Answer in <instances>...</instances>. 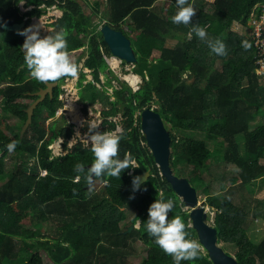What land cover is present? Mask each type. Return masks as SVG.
I'll use <instances>...</instances> for the list:
<instances>
[{
  "label": "trees",
  "instance_id": "1",
  "mask_svg": "<svg viewBox=\"0 0 264 264\" xmlns=\"http://www.w3.org/2000/svg\"><path fill=\"white\" fill-rule=\"evenodd\" d=\"M21 3L27 9L24 12ZM188 3L196 15L184 25L170 19L178 10L176 0H106L108 18L86 0H0V24L25 22L17 32L0 28V116H13L20 123L0 120V264H46L44 257L47 264H130L144 249L148 254L141 264H173L172 257L155 244L144 227L147 209L161 193L174 202L169 218L180 216L186 238L198 239L185 205L159 175L141 133L139 114L153 104L164 123L181 135L169 132V161L176 176L184 175V164L192 165L184 177L198 183L202 172L210 170L207 164L216 152H222L226 171L228 165L237 167L239 172L231 176L226 189L224 182L220 193L207 198L215 212L213 225L218 242L237 249L234 257L238 264H264V238L256 244L247 234L254 222L264 223V198L245 211L226 194L234 185L252 194L256 181L264 179V78L254 71L257 47L243 34L250 21L261 17L264 0ZM55 8L62 15L42 37L62 31L68 54H80L75 64L85 59L84 68L90 71L92 82L87 87L89 97L80 94L83 109L87 112L88 107L100 106L101 132H114L119 124L122 139L118 155L121 159L129 154L132 157L130 168L120 177H95L91 187L84 174L75 170L77 163L86 169L91 165V146L78 142L68 148L73 124L62 126L54 121L48 125L60 108V85L73 77L56 81L52 98L48 95L37 105L31 124L21 134L29 107L24 100L34 102L38 98L34 94L46 85L30 76L21 48L25 37L18 33ZM94 17L130 40L137 58L133 73L142 78L136 92L110 71L106 57L112 55L98 25L92 29ZM193 25L204 28V39L195 34ZM171 40L176 41L175 46L167 45ZM216 40L224 43L225 55H216L209 48V42ZM244 41L250 47L245 48ZM103 74H111L113 80L104 83ZM78 76L82 87L86 74L80 71ZM113 81L118 87L110 95L106 90ZM194 134L205 136V140L193 138ZM57 139L62 140L64 155H53L49 149ZM208 140L217 145L215 150ZM13 141L17 147L8 152L6 145ZM147 171L150 177L143 190L128 203L132 178ZM240 200H244L242 194ZM137 219L140 227L128 232ZM180 264L213 263L199 249L195 259Z\"/></svg>",
  "mask_w": 264,
  "mask_h": 264
},
{
  "label": "clouds",
  "instance_id": "2",
  "mask_svg": "<svg viewBox=\"0 0 264 264\" xmlns=\"http://www.w3.org/2000/svg\"><path fill=\"white\" fill-rule=\"evenodd\" d=\"M176 5L178 10L176 14L170 18L172 23H182L184 25L190 24L192 22V18L196 15V11L193 6L188 3V0H176ZM193 31L201 39H204L207 35L204 28L197 25H193ZM18 34L25 37L21 48L24 50V61L27 69L29 70V74L34 80L53 83V81L56 82L61 77L77 76L78 66L70 59L69 54L66 51L67 41L62 31L57 32L55 35L41 37L38 30L26 28ZM242 43L245 48L250 47L248 42L244 41ZM208 46L216 55L226 54L225 45L219 40L214 42L210 41ZM149 108H153V105ZM119 119H121V116L116 118V121L115 119L113 121L117 122ZM99 130H104L102 125L101 129L96 128L95 130V125L88 129V132L90 133L88 136L91 145L90 150L94 157L91 166H88L89 168L86 169L83 163H77L75 165V170L78 173H83L86 182L89 184L93 182V177L98 178L102 175L120 177L123 170L129 169L132 163V157L130 154L124 159H121L118 155L119 144L122 139V136L119 134L122 132V128L117 134L114 133L117 130L114 132H101ZM16 147V141L6 145L8 152H13ZM72 147L73 146H70L68 148ZM50 150L52 151V149ZM62 151H64L63 148L58 155H64ZM146 178L147 174H145V176H134L132 178L131 185L133 193L143 190L142 183ZM76 179L78 181L80 176H77ZM130 198H134V195ZM173 208L174 202L171 199L165 200L163 194L161 193L159 197L149 205L147 209L148 219L144 222V227L148 234L154 238L155 244L159 246L164 253L172 257L173 264H180L182 260L195 259L198 256V251L201 246L197 241L186 238L185 224L180 216L169 218V213ZM206 210L208 213L209 223V215L211 216V213L208 209ZM184 211L190 213V210L186 206L184 207ZM212 222L214 223V218ZM140 225L141 221L137 219L136 227H140Z\"/></svg>",
  "mask_w": 264,
  "mask_h": 264
},
{
  "label": "rangeland",
  "instance_id": "3",
  "mask_svg": "<svg viewBox=\"0 0 264 264\" xmlns=\"http://www.w3.org/2000/svg\"><path fill=\"white\" fill-rule=\"evenodd\" d=\"M88 2V4L92 7L97 5L99 8V11L102 13L103 12V17L104 18H108L107 17V13L106 12V0H86ZM23 3H21L19 5L21 12L26 11L27 9L23 8ZM98 11V12H99ZM62 12L60 10H58L57 8L50 10L49 12H47V14L43 15L41 18H34L29 26V28H33L34 30H38L40 36L42 37V35L46 34L48 31H50L51 29L49 28V25L54 22L57 18V16H61ZM104 21H101L100 18H93L92 19V29L94 27H96V25H98L97 30H99L101 28V26L104 24ZM35 25V26H33ZM251 22H249V26L245 27L243 29V34L247 35V34H251ZM260 25L256 26V28H258ZM176 41L175 40H171L168 41L167 45L168 46H175ZM78 53H73L70 54L69 57L70 59L75 63L76 59L78 58ZM107 63H108V67L110 69V71H112L114 73V75L116 77H118L121 81H125V83H127L134 92H136L141 84H142V78L136 74L133 73V65L132 64H128L125 62H122L120 59L114 57V56H107ZM111 59H115L118 62V65L116 67H111L109 61ZM84 62L85 59L83 58L81 60V62L78 63V73L76 77L73 78H67L61 85V94L59 96V100L61 101L60 104V108L58 109L56 116L52 119L48 121V125H51L52 122L54 121H58V124L65 126L67 123L68 124H73L74 128V134L73 137L69 140L68 142V147L70 146H74L76 143L78 142H82L85 145L91 146L88 136L90 135V133L88 132V129L90 127H92L93 125H95V130L96 128L101 129V125H102V118H101V109L100 106L98 104H95L92 108L88 107L87 112L84 111L83 109V104L80 102V94H83L85 96H88L91 94L90 93V89L87 88L88 87V83L92 82V76L90 74V71L87 70L86 68H84ZM80 71H83L86 74V80L83 82V86L79 87L78 83H79V73ZM108 72V71H107ZM128 75H136L137 77H139V83L136 87H132L124 78L125 76ZM101 79L104 83H106L107 80H113L112 75L111 74H103L101 76ZM112 85L109 86V88H107V93L112 95L113 94V90L114 88L117 86L118 87V83L116 81H113L111 83ZM106 87V86H105ZM104 87V88H105ZM114 99V98H112ZM33 102V100L31 99H25L24 103L28 104L29 106L31 105V103ZM75 107L77 109L78 112V117L76 118V114L72 113V107ZM153 108L154 109H158V106L153 104ZM0 120L7 122V123H16V124H20L19 120L14 118L13 116H0ZM116 121V119H115ZM259 122H262V120H258ZM118 122V121H117ZM167 130L169 132H171L172 134L176 135V136H181L178 132H176L175 130H171V126L168 123H164ZM119 125V124H118ZM121 131V127L119 125V127L117 128V131L114 132L115 134L119 133ZM189 135V134H188ZM193 138L199 139V140H205V136H202L200 134H194L192 136ZM241 135L237 137V140H241ZM214 141L208 140L207 143L210 144V146L212 147L213 150L216 149L217 145L216 144H212ZM220 149L224 150L223 147L219 146ZM63 146H62V140L61 139H57L56 141H54L50 146L49 149H52V152L54 155H58L59 152L62 150ZM241 148V154H244V147H240ZM64 150V148H63ZM63 154H65L66 152L62 151ZM221 153H215L214 157L208 162V167H211L209 171H204L202 172V174L200 175L199 179H198V183L192 184V181H190L191 186L194 185L196 186V191H197V196L199 199V203L201 205H203L206 209H208V211L211 213V216L209 215V223L210 225H213V218L215 216V212L213 211V209H211L208 206L207 203V198L209 196H213L216 195L218 193H220V186H223V183L226 182V184L224 185L223 189H226L227 187V183L228 180L231 178L232 175H236L239 170L237 169V167L235 165H228L226 166L227 171L225 170V167L222 166V161H221ZM221 162V163H220ZM262 164H264V160H262ZM184 167L182 168V172H184V175L179 174V176L184 177L187 175V173L193 169L192 165H183ZM185 178V177H184ZM187 179V178H186ZM193 187V186H192ZM228 192L226 193L228 195L227 198H230L235 204L241 206L245 211L248 209H251V207H253L255 205V202L259 199H263L264 198V179H258L256 181V188L253 191L252 194H250V192L248 190L243 191V188L241 186H229L228 187ZM224 193V194H225ZM242 194V196H244V200H240V195ZM132 217V216H131ZM248 237L251 241H253L256 244H259L262 239L264 238V223L261 221H256L253 223V225L250 227V229L247 231ZM194 241H198V239L194 240ZM139 247L141 248V244ZM201 246V245H200ZM221 246L223 248V250L230 254L231 256H235V254L237 253V249L228 246L227 244L221 243ZM200 250L203 253H206L203 249V247H200ZM142 253H144L143 255H139L136 257L131 258L130 264H141L142 261L144 259H146V256L148 254L147 250L144 249L142 251ZM45 259V263H48V259L47 257H44Z\"/></svg>",
  "mask_w": 264,
  "mask_h": 264
},
{
  "label": "water",
  "instance_id": "4",
  "mask_svg": "<svg viewBox=\"0 0 264 264\" xmlns=\"http://www.w3.org/2000/svg\"><path fill=\"white\" fill-rule=\"evenodd\" d=\"M24 26L25 22L13 25L0 24V28L16 32L23 29ZM100 31L112 56L128 64L134 65L136 63L137 58L131 47V42L121 31L115 30L106 24L100 28ZM45 85V89L34 94L38 98L26 110L27 120L21 130L22 135L31 124L34 109L48 95L52 98L53 89L57 87L58 82H45ZM140 125L141 133L145 137L146 145L160 171V176L171 186L175 195L190 210L189 221L191 222V227L196 231L199 243L209 256L210 261L213 264H238L235 257L227 254L223 250L221 243L218 242L217 230L214 226L209 225L207 210L199 204L195 188L191 186L186 178L177 177L170 167L171 137L160 115L153 108H146L140 114ZM145 174H147V178L143 181L142 185L149 179L150 172L147 171L138 175L145 176ZM94 180L95 177H93V182L89 184V187L92 186ZM137 192L131 193L127 200L128 203L133 201L134 198L130 197L133 195L135 197ZM135 227L130 226L128 232H131Z\"/></svg>",
  "mask_w": 264,
  "mask_h": 264
},
{
  "label": "built area",
  "instance_id": "5",
  "mask_svg": "<svg viewBox=\"0 0 264 264\" xmlns=\"http://www.w3.org/2000/svg\"><path fill=\"white\" fill-rule=\"evenodd\" d=\"M251 34L248 36L252 39L257 47L256 55L254 56L255 73L264 78V6L259 20H252ZM260 25L258 28L256 26Z\"/></svg>",
  "mask_w": 264,
  "mask_h": 264
},
{
  "label": "bare ground",
  "instance_id": "6",
  "mask_svg": "<svg viewBox=\"0 0 264 264\" xmlns=\"http://www.w3.org/2000/svg\"><path fill=\"white\" fill-rule=\"evenodd\" d=\"M110 63V66L111 67H116L118 65V62L115 60V59H111L109 61ZM132 87H136L139 83V77H137L136 75H128V76H125L124 78ZM72 107V113H75L77 116L76 118L78 117V112H77V109L73 106Z\"/></svg>",
  "mask_w": 264,
  "mask_h": 264
},
{
  "label": "crops",
  "instance_id": "7",
  "mask_svg": "<svg viewBox=\"0 0 264 264\" xmlns=\"http://www.w3.org/2000/svg\"><path fill=\"white\" fill-rule=\"evenodd\" d=\"M33 26H35V25H33Z\"/></svg>",
  "mask_w": 264,
  "mask_h": 264
}]
</instances>
